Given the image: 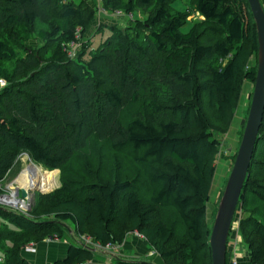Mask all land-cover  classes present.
<instances>
[{"label":"trees","instance_id":"1","mask_svg":"<svg viewBox=\"0 0 264 264\" xmlns=\"http://www.w3.org/2000/svg\"><path fill=\"white\" fill-rule=\"evenodd\" d=\"M191 1L181 11L175 0H102L107 12L152 11L88 48L84 37L95 10L86 3L0 0V76L8 80L0 89V185L24 155L45 170H61L92 141L137 170L133 180H97L74 189L65 180V198L41 212L46 196L25 215L0 208V218L14 227L0 229L1 264H32L22 249L61 240L66 223L75 237L102 246H120L137 233L165 264L183 251L190 255L185 264L205 251L211 264L206 205L221 146L215 133L231 126L244 83L254 86L258 44L247 0ZM191 10L201 20L189 24ZM7 31L15 45L32 34L41 43L13 51ZM78 41L80 53L72 57ZM5 58L12 59L10 72L1 68ZM203 98L217 113V126ZM119 201L123 224L115 222ZM238 208L237 233L249 262L264 264V113ZM167 213L175 217L172 226L161 218ZM176 238L181 241L172 247ZM95 253L77 243L56 264H85ZM109 264L151 263L114 257Z\"/></svg>","mask_w":264,"mask_h":264},{"label":"rangeland","instance_id":"2","mask_svg":"<svg viewBox=\"0 0 264 264\" xmlns=\"http://www.w3.org/2000/svg\"><path fill=\"white\" fill-rule=\"evenodd\" d=\"M70 1H73L78 4L81 2L86 3L87 6H89V8L95 10V18L92 20L89 27L87 28L86 35L84 37V39L87 41L86 47L88 48L89 47L96 48L102 40H104L109 34L112 33V31L116 29L125 30L127 28L133 27L136 21L145 20L148 16V12L152 11L151 8H149L148 10L134 8L131 14H126L124 12V9H117V11L114 12H107L104 11L102 7L103 6L102 0H70ZM127 1L128 0H123V4L126 3ZM175 1L176 2L174 6L176 7L177 10H181V11L187 8V6H190L192 4L191 0H175ZM187 20L189 24H192L195 21L201 20V18L198 17V15L191 10L189 12V16ZM37 28H42V25H37ZM187 28L188 26L185 27L183 31H187ZM205 33L204 35L206 39L207 40L210 39L211 34H209L208 32L206 34ZM5 36L10 37L9 45L11 50L16 51L20 49L21 53L24 51V49L26 48L33 49V47H37L41 43L38 39H36V34H32L30 39L24 40V42H21L20 45L13 44L14 34H12V32L7 31L5 33ZM80 46H81V41H78L77 44L74 45L73 47L71 46L72 51L70 54L72 57L78 56V54L80 53ZM7 56L8 58L9 57L12 58L10 54H7ZM4 62L6 63L2 64L1 68L3 69L4 72H10L11 69L10 63H12V59L10 61H7L5 58ZM0 80H2L5 85L8 84L7 78L2 74L0 76ZM252 92H253V85L249 82H245L242 87L238 107L235 111L231 126L229 127V129L225 134L215 133V136L219 139L221 146L219 149V157L216 161L215 174H214L213 185L210 194V200L206 205V219L207 222L210 224V226L213 225L216 215L217 205L223 193L230 170L233 166L229 156L234 154L233 153L234 151L232 150L231 152L230 149L231 147L234 148L236 141H239L243 134L242 132L244 130V125L246 123ZM203 108L209 120L213 123V125L217 126V113L209 107L207 99L205 98H203ZM31 162L32 161L28 156L25 155L22 156L20 158L18 167L14 169L8 176H6L0 185L2 188V193L0 194V196L3 195L9 197L11 193L10 190L13 189L14 194H15V190H17L18 195L17 198L16 197L15 198L17 202L19 200L21 203L19 202L17 206H14L16 204H14L13 202H11L13 204L12 206L0 204V208H3L9 212H15L17 214L25 215L27 214V212H31L34 209H36L37 204L41 202L40 206L37 208L38 211L41 212L42 210L46 209L51 203L58 201V199L60 198H65V195H63L60 192L62 183L65 180L73 181L71 187L74 189L84 184H91L97 180L110 182V181H114L117 177H120L119 180L121 181L133 180L137 171L132 164L128 163L125 156L114 153L105 145L103 146L101 144L95 145L94 142L92 141L87 149L81 151L75 157L74 160L69 161L66 164V166L61 170L48 171L32 162V164L40 167L45 172V174L51 177V181L53 182V187L51 191L45 193L40 192L38 190L28 191L27 198L23 199L21 197L22 188L17 186L16 181H18V178L21 175L22 171ZM41 196H46L47 198L44 197V200L39 202L38 200L39 197ZM22 203L26 205L27 207L26 210L21 209V207H25ZM118 208H119L118 215L117 218L115 219V222L116 224H123L124 212L120 201L118 203ZM241 217L242 214L239 212V208H238L234 218V225L232 226V230H231L232 233L229 234V238H228V244L232 242L233 246L237 245L236 243L237 238L235 236L236 232L234 226L238 225L239 219ZM161 218L164 220H169V226H172L171 224H173V222L175 221V217L172 214L170 215V213L161 214ZM66 224L70 225V223H66ZM4 225L5 226L7 225L9 230H14L13 224L0 218V229L3 228ZM177 229H179V231L177 232L181 231V227L177 226ZM128 236H134L135 238H138L134 233L128 234ZM179 241L181 240L179 238H176L175 242H173L172 247L177 245ZM77 242H78V237H77ZM146 245L149 249V253H146L145 256H139L137 258L143 257L145 259H148V261H150V263L153 264L155 258L157 257L161 258V257L157 255L155 249L150 248L147 243ZM181 253L182 254H179L174 259H172V262L170 261V263L185 264V259L188 260V257L190 255L189 253L187 254V252L184 251ZM207 254L208 252L205 251L200 255H196L195 257H193L191 264H210ZM161 260L163 264H165L162 258ZM246 262L247 263L244 264H251L249 260H247Z\"/></svg>","mask_w":264,"mask_h":264},{"label":"water","instance_id":"3","mask_svg":"<svg viewBox=\"0 0 264 264\" xmlns=\"http://www.w3.org/2000/svg\"><path fill=\"white\" fill-rule=\"evenodd\" d=\"M247 3L256 29L258 44L257 70L243 134L233 166L217 205L215 219L211 227L209 237L211 264H226L229 234L238 210V202L253 156L264 113V9L260 0H247ZM17 195L18 192L15 190L16 198ZM2 197L3 195L0 196V199ZM21 197L26 199L27 191L22 189ZM0 204L12 206L10 202H3L1 200ZM15 204L17 205L18 202Z\"/></svg>","mask_w":264,"mask_h":264},{"label":"crops","instance_id":"4","mask_svg":"<svg viewBox=\"0 0 264 264\" xmlns=\"http://www.w3.org/2000/svg\"><path fill=\"white\" fill-rule=\"evenodd\" d=\"M262 8L264 9V0H260ZM239 141H236L234 148L232 150L236 152L238 149ZM233 152V153H234ZM65 232L61 240H49L45 239L34 245L35 252H26L22 249V257L32 264H56L57 262L62 261L67 253V250L70 245H76L77 237L74 236V228L70 224H64ZM232 233V232H231ZM136 234V233H134ZM137 236V235H136ZM237 239L236 246H233L231 242L227 246V251L232 257H234L238 264L247 263L249 260V254L245 246L241 243L238 233H235ZM138 237V236H137ZM232 240V239H231ZM146 253H149V249L141 237L135 238L134 236H128L125 241L119 246L118 250L114 253L115 256H108L104 253L97 252L95 253L92 261L85 264H109L114 260V257L123 259V260H135V261H148L145 258H137L139 256H145ZM151 253V252H150ZM3 255H0V259L3 262ZM153 264H163L161 258H155Z\"/></svg>","mask_w":264,"mask_h":264},{"label":"bare ground","instance_id":"5","mask_svg":"<svg viewBox=\"0 0 264 264\" xmlns=\"http://www.w3.org/2000/svg\"><path fill=\"white\" fill-rule=\"evenodd\" d=\"M16 184L17 186L21 187L23 190L27 191V193L28 191H32V190H38L40 192L45 193L51 191L53 187V182L51 181V177L45 174V172L40 167L32 164V162L29 163L27 167L22 171L21 175L18 178V181H16ZM10 191H11L10 196L9 197L3 196L1 198V201L8 203L10 202V204H12L11 202H13L15 204L17 202L15 198L16 196L14 194L13 189ZM19 202L20 201L18 200V203ZM24 206L25 207H21V206L19 207H21V209H26V205Z\"/></svg>","mask_w":264,"mask_h":264},{"label":"built area","instance_id":"6","mask_svg":"<svg viewBox=\"0 0 264 264\" xmlns=\"http://www.w3.org/2000/svg\"><path fill=\"white\" fill-rule=\"evenodd\" d=\"M4 86H5L4 82L2 80H0V89L3 88ZM24 210H26V209H24ZM234 229H235V232L237 233L238 225H235L234 226ZM136 235L138 237H141L137 233H136ZM49 240H51V239H49ZM238 240L239 239H237V241ZM240 240H241V238H240ZM78 243H81V245H83L85 247H88V248L93 249L94 251H97V252H100V253H104V254H106L108 256H115L114 253L119 248V246L112 245V244H107L105 246H102L100 244L93 243L92 240H91V238L90 237H87V236H80L78 238ZM34 245L35 244L30 243L27 246H25L23 249L26 252H32L33 253V252H35ZM1 263H2V260L0 259V264ZM228 264H237L236 259L234 257H232V255H230L229 252H228Z\"/></svg>","mask_w":264,"mask_h":264},{"label":"clouds","instance_id":"7","mask_svg":"<svg viewBox=\"0 0 264 264\" xmlns=\"http://www.w3.org/2000/svg\"><path fill=\"white\" fill-rule=\"evenodd\" d=\"M234 224V223H233ZM232 230V229H231ZM230 234H231V232H230ZM228 252V251H227Z\"/></svg>","mask_w":264,"mask_h":264}]
</instances>
